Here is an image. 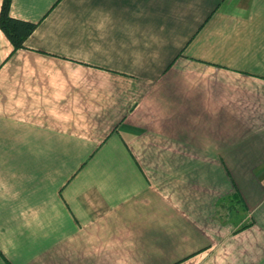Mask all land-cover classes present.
Here are the masks:
<instances>
[{"label":"crops","instance_id":"obj_1","mask_svg":"<svg viewBox=\"0 0 264 264\" xmlns=\"http://www.w3.org/2000/svg\"><path fill=\"white\" fill-rule=\"evenodd\" d=\"M10 13L37 27H0V264H264V0Z\"/></svg>","mask_w":264,"mask_h":264},{"label":"trees","instance_id":"obj_2","mask_svg":"<svg viewBox=\"0 0 264 264\" xmlns=\"http://www.w3.org/2000/svg\"><path fill=\"white\" fill-rule=\"evenodd\" d=\"M12 0H3L2 8L0 12V27L12 42L14 49H20L25 47L27 38L36 30L37 23L15 18L11 15ZM233 204H241L242 198L239 193H234L231 197ZM252 223H237L236 232H240L248 227Z\"/></svg>","mask_w":264,"mask_h":264},{"label":"rangeland","instance_id":"obj_3","mask_svg":"<svg viewBox=\"0 0 264 264\" xmlns=\"http://www.w3.org/2000/svg\"><path fill=\"white\" fill-rule=\"evenodd\" d=\"M222 212H223V217H225V216H230V220H232L233 222H235L236 224H237V218H238V214L237 213H235V212H233V211H231L230 213H227V210H226V208H224V210L222 209ZM227 213V214H226ZM248 217H247V219H246V222H243V224L244 223H252V221H253V218L251 217V216H249V212H248V214H246ZM239 216H243L242 214L241 215H239ZM240 222H238V224H239Z\"/></svg>","mask_w":264,"mask_h":264}]
</instances>
